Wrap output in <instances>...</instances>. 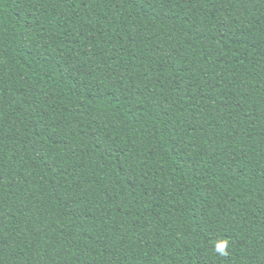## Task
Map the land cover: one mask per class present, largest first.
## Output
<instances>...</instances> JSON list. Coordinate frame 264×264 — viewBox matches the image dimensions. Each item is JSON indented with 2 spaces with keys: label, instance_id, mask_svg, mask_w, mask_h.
Returning <instances> with one entry per match:
<instances>
[{
  "label": "trees",
  "instance_id": "obj_1",
  "mask_svg": "<svg viewBox=\"0 0 264 264\" xmlns=\"http://www.w3.org/2000/svg\"><path fill=\"white\" fill-rule=\"evenodd\" d=\"M0 264H264V0H0Z\"/></svg>",
  "mask_w": 264,
  "mask_h": 264
},
{
  "label": "rangeland",
  "instance_id": "obj_2",
  "mask_svg": "<svg viewBox=\"0 0 264 264\" xmlns=\"http://www.w3.org/2000/svg\"><path fill=\"white\" fill-rule=\"evenodd\" d=\"M180 87L183 97L192 108V115L195 121L205 123L220 133L221 137L214 144L218 147L226 148L238 146V144L231 141L229 137L237 131L241 132V125L228 115L223 114V112L215 106L204 104L192 105L190 103V93L193 92L195 88L191 84V78H188L185 82L181 83ZM249 148L243 147L242 149L250 153L251 148Z\"/></svg>",
  "mask_w": 264,
  "mask_h": 264
},
{
  "label": "snow or ice",
  "instance_id": "obj_3",
  "mask_svg": "<svg viewBox=\"0 0 264 264\" xmlns=\"http://www.w3.org/2000/svg\"><path fill=\"white\" fill-rule=\"evenodd\" d=\"M221 247H223V246L221 245Z\"/></svg>",
  "mask_w": 264,
  "mask_h": 264
}]
</instances>
